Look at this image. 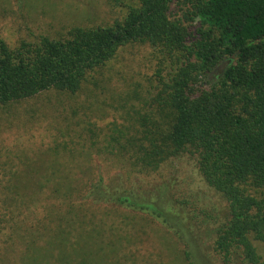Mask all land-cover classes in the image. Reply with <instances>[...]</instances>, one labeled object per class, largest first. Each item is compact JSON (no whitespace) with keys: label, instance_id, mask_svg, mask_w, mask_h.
<instances>
[{"label":"trees","instance_id":"trees-1","mask_svg":"<svg viewBox=\"0 0 264 264\" xmlns=\"http://www.w3.org/2000/svg\"><path fill=\"white\" fill-rule=\"evenodd\" d=\"M130 44L180 65L153 97L155 109L131 135L121 133L122 155L148 174L191 159L223 209L216 214L170 196V179L144 190L122 176L80 182L76 205L66 194L64 206L145 214L179 241L189 264H215L212 255L222 264H264L257 246L264 247V0H138L109 26L73 28L65 38L16 49L0 38V109L52 90L76 95L92 71ZM87 218L75 212L69 223L82 227ZM201 246L211 250L210 261Z\"/></svg>","mask_w":264,"mask_h":264},{"label":"rangeland","instance_id":"rangeland-1","mask_svg":"<svg viewBox=\"0 0 264 264\" xmlns=\"http://www.w3.org/2000/svg\"><path fill=\"white\" fill-rule=\"evenodd\" d=\"M137 3L0 0V38L11 49L41 37L65 38L73 28L121 21ZM175 59L149 45L130 44L92 71L76 95L52 90L0 109V264H189L179 241L145 214L108 205L81 211L64 206L66 194L76 205L80 182L122 176L144 190L170 179V196L216 214L223 209L191 159L168 161L148 174L122 155L121 133L131 135L155 109L153 97L180 65ZM75 212L88 217L82 227L69 223ZM257 246L264 256V247ZM208 253L201 246L200 254L209 258Z\"/></svg>","mask_w":264,"mask_h":264}]
</instances>
